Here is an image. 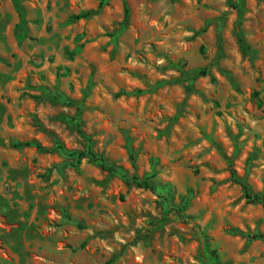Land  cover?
Instances as JSON below:
<instances>
[{
  "label": "rangeland",
  "instance_id": "obj_1",
  "mask_svg": "<svg viewBox=\"0 0 264 264\" xmlns=\"http://www.w3.org/2000/svg\"><path fill=\"white\" fill-rule=\"evenodd\" d=\"M103 1L0 0V264H264V0Z\"/></svg>",
  "mask_w": 264,
  "mask_h": 264
},
{
  "label": "trees",
  "instance_id": "obj_2",
  "mask_svg": "<svg viewBox=\"0 0 264 264\" xmlns=\"http://www.w3.org/2000/svg\"><path fill=\"white\" fill-rule=\"evenodd\" d=\"M103 2H104L103 0H99L98 8H97L96 11H89V12L74 16L73 18L78 20V19H81V18H86V17H88L89 15H91L93 13H97L102 8ZM17 9H19V5H17ZM126 14H127V9L125 8V17H126ZM24 145H29V143H26ZM37 148L41 149L40 146H37ZM75 154H76L78 160L81 159V158L88 157L94 163H96L99 166V168L102 169L103 171H107L109 173H121V175L123 177H125V175L122 174V172H120V170L118 168L106 164V162H105V160H104V158L102 156L97 155L95 152H93L89 148L86 151H84V152H78V153H75ZM72 155H74V153ZM231 176H232L233 180L236 181L242 187L244 196H245L246 200L249 203H260V204H262V206L264 208V201L262 200V198L259 195H252L250 193V190H249L248 186L245 183H243L242 181H240L237 178H235L233 172L231 173ZM129 181H130V183L136 185L139 188H145L147 190H153V186H151V184L149 183V178H146L144 180H140L137 176L133 175L132 178L128 180V182ZM183 212H184V207L183 206L179 207V208L167 207V209L165 211V216L167 217V216H169L170 213H173L178 218H183L184 217ZM164 220L159 221V223H160L159 225L160 226H162ZM157 223H158V221H157ZM251 239L264 240V235L263 234H256V235L252 236Z\"/></svg>",
  "mask_w": 264,
  "mask_h": 264
}]
</instances>
